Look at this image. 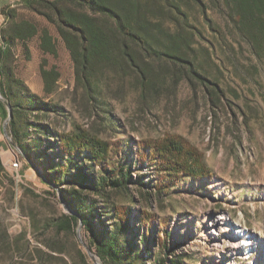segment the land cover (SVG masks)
<instances>
[{
    "label": "rangeland",
    "instance_id": "obj_1",
    "mask_svg": "<svg viewBox=\"0 0 264 264\" xmlns=\"http://www.w3.org/2000/svg\"><path fill=\"white\" fill-rule=\"evenodd\" d=\"M185 1L184 30L167 18L161 21L170 37L178 30L188 41L190 48L179 54L193 67L150 58V67H143L146 87L132 67H92V75L84 78L58 33L59 21L50 14L53 22H48L40 14L48 13L44 8L28 9V0H0V45L14 25L27 23L38 35L47 30L56 55L42 53L36 35L11 44L5 67L58 111L49 116L57 134L80 128L112 149L119 147L118 157L134 165L133 179L141 175L149 184L150 197L134 192L132 208L134 218L142 209L154 218L145 243L140 230L134 240L137 253L148 251L145 264L163 257L181 258L182 264H264V52L253 51L239 35L221 0L218 6L201 0L205 16L193 0ZM66 6L89 13L72 0ZM159 41L167 44L164 38ZM42 70L57 76L49 89ZM194 73L216 87L218 100H212ZM3 126L0 119V264H102L89 250L82 228L58 230L72 211L36 168L26 166ZM167 136L197 149L210 178L184 179L167 195H157L154 171L136 161L137 144ZM162 239L165 249L160 253Z\"/></svg>",
    "mask_w": 264,
    "mask_h": 264
},
{
    "label": "trees",
    "instance_id": "obj_2",
    "mask_svg": "<svg viewBox=\"0 0 264 264\" xmlns=\"http://www.w3.org/2000/svg\"><path fill=\"white\" fill-rule=\"evenodd\" d=\"M67 0L44 2L28 0L26 7L39 12L52 23V16L59 21L58 33L68 50L74 67L84 78L92 75V67H132L137 71L142 87L148 86L143 67H150L148 60H165L180 67H193L179 52L190 48L184 37L169 36L163 31L161 19L167 18L184 30L188 18L183 9L185 0H72L89 13L78 12L66 6ZM203 16L201 0H193ZM214 6L219 2L212 1ZM227 17L256 53L264 52V0H221ZM51 14V15H50ZM8 18L12 16L6 15ZM38 35L37 29L27 23L14 25L8 36L1 37L0 45V119L11 118L5 132L20 150L27 167L36 168L44 183L57 189L74 215L65 216L58 226L61 232L81 224L89 250L102 264H145L148 251L137 253L134 243L138 231L145 243L147 231L153 229L154 218L142 209L133 217L136 204L134 192L149 198L148 183L138 175L133 179L132 162L119 158V147L114 149L88 131L76 128L72 134L56 133L51 127L50 114L58 111L31 94L5 67L10 56V46L15 40L25 41ZM39 36L42 53L55 56V45L47 30ZM164 38L167 44L161 45ZM130 45L138 50H133ZM161 46V47H160ZM43 67V66H42ZM199 83L209 89L212 100L220 92L203 77L195 74ZM44 85L49 89L56 74L41 71ZM86 91L97 100L95 92ZM136 161L147 164L155 175L157 195H167L184 179L197 181L210 178L202 154L184 140L167 136L159 140L140 141ZM114 155V158L112 157ZM3 165L0 160V174ZM135 221L138 227H134ZM164 224V222H163ZM165 249L162 239L160 253ZM177 257H163L152 264H182Z\"/></svg>",
    "mask_w": 264,
    "mask_h": 264
},
{
    "label": "water",
    "instance_id": "obj_3",
    "mask_svg": "<svg viewBox=\"0 0 264 264\" xmlns=\"http://www.w3.org/2000/svg\"><path fill=\"white\" fill-rule=\"evenodd\" d=\"M0 100H2L1 96H0ZM2 101H3V100H2ZM3 102H4V101H3ZM7 110H8V118H7L6 121L4 122V126H3L4 130H5V128H6V125H7L8 121H9L10 118H11V110H10V108L8 107ZM69 215L72 216V215H74V214L70 212ZM78 226H79V228H81V224H80V223L78 224Z\"/></svg>",
    "mask_w": 264,
    "mask_h": 264
},
{
    "label": "bare ground",
    "instance_id": "obj_4",
    "mask_svg": "<svg viewBox=\"0 0 264 264\" xmlns=\"http://www.w3.org/2000/svg\"><path fill=\"white\" fill-rule=\"evenodd\" d=\"M235 237V236H234ZM245 235L243 236V238H240L241 242H245V239H244ZM242 247H247L246 244H243Z\"/></svg>",
    "mask_w": 264,
    "mask_h": 264
},
{
    "label": "built area",
    "instance_id": "obj_5",
    "mask_svg": "<svg viewBox=\"0 0 264 264\" xmlns=\"http://www.w3.org/2000/svg\"><path fill=\"white\" fill-rule=\"evenodd\" d=\"M13 167H14V168H17V167H18V164H14Z\"/></svg>",
    "mask_w": 264,
    "mask_h": 264
}]
</instances>
